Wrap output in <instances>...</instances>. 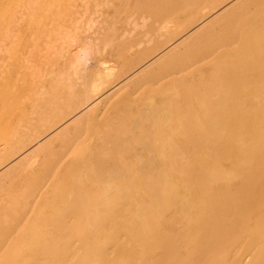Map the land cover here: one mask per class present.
<instances>
[{
    "label": "bare ground",
    "instance_id": "1",
    "mask_svg": "<svg viewBox=\"0 0 264 264\" xmlns=\"http://www.w3.org/2000/svg\"><path fill=\"white\" fill-rule=\"evenodd\" d=\"M0 264H264V0H0Z\"/></svg>",
    "mask_w": 264,
    "mask_h": 264
}]
</instances>
